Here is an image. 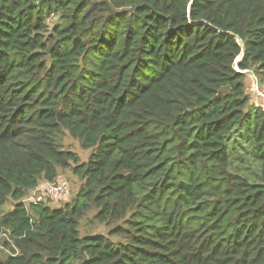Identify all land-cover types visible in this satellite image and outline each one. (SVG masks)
<instances>
[{"label":"trees","instance_id":"trees-1","mask_svg":"<svg viewBox=\"0 0 264 264\" xmlns=\"http://www.w3.org/2000/svg\"><path fill=\"white\" fill-rule=\"evenodd\" d=\"M245 71L264 86V0H0V264H264ZM60 170L77 195L26 205Z\"/></svg>","mask_w":264,"mask_h":264},{"label":"rangeland","instance_id":"rangeland-1","mask_svg":"<svg viewBox=\"0 0 264 264\" xmlns=\"http://www.w3.org/2000/svg\"><path fill=\"white\" fill-rule=\"evenodd\" d=\"M55 19V17L50 18L48 20V24L52 25L55 22ZM241 59L242 57L240 56L235 64V68L238 72H241L238 68V63L241 61ZM244 73L247 76L246 84L248 94L253 98L254 103L260 107H263L264 110V86L261 87L259 85L258 80L250 71H245ZM63 148L65 150L76 153L81 162H87L91 154V150H83L80 146L79 141L71 137L69 133H66L65 139L63 140ZM63 182H66L68 184V194H64L62 197H59L57 200H55V202H59L62 199L60 203L53 205L52 208L63 207L65 204L69 203L77 195L82 184L79 177L74 175L71 171L60 170L56 184H62ZM41 184H43L41 187L46 185V183H44L43 181L40 183V185ZM42 189L43 188H40V190ZM40 195H42V193L39 190L30 192L24 200L25 204L29 205L30 203H33L34 199H37ZM51 197L55 198L53 195H51ZM12 208L13 202L9 201L4 207L1 208V210L6 212L11 210ZM93 215L94 213H91L82 220L80 227L81 236L108 234L109 228L96 222ZM2 246V240H0V249H4L2 248ZM4 250L7 252V249Z\"/></svg>","mask_w":264,"mask_h":264},{"label":"built area","instance_id":"built-area-1","mask_svg":"<svg viewBox=\"0 0 264 264\" xmlns=\"http://www.w3.org/2000/svg\"><path fill=\"white\" fill-rule=\"evenodd\" d=\"M42 185H40L37 189L42 193V195H40L37 199H34L33 203H51V202L56 203L55 200H57L59 197H62L64 194H68V184L66 182H63L62 184L46 183L45 186L41 187ZM40 188H43V189L40 190ZM51 195H53L55 198H52Z\"/></svg>","mask_w":264,"mask_h":264},{"label":"clouds","instance_id":"clouds-1","mask_svg":"<svg viewBox=\"0 0 264 264\" xmlns=\"http://www.w3.org/2000/svg\"><path fill=\"white\" fill-rule=\"evenodd\" d=\"M41 185H42V184H41ZM39 186H40V185H39ZM37 189H38V188H37ZM37 189H36V190H37ZM36 190H35V191H36Z\"/></svg>","mask_w":264,"mask_h":264},{"label":"water","instance_id":"water-1","mask_svg":"<svg viewBox=\"0 0 264 264\" xmlns=\"http://www.w3.org/2000/svg\"><path fill=\"white\" fill-rule=\"evenodd\" d=\"M263 109V107H261Z\"/></svg>","mask_w":264,"mask_h":264}]
</instances>
